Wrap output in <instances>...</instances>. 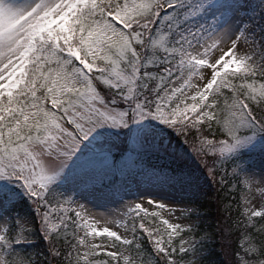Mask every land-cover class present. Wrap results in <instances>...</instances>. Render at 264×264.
I'll use <instances>...</instances> for the list:
<instances>
[{
  "label": "snow or ice",
  "instance_id": "6c2138e0",
  "mask_svg": "<svg viewBox=\"0 0 264 264\" xmlns=\"http://www.w3.org/2000/svg\"><path fill=\"white\" fill-rule=\"evenodd\" d=\"M0 264H264V0H0Z\"/></svg>",
  "mask_w": 264,
  "mask_h": 264
},
{
  "label": "trees",
  "instance_id": "16d2710c",
  "mask_svg": "<svg viewBox=\"0 0 264 264\" xmlns=\"http://www.w3.org/2000/svg\"><path fill=\"white\" fill-rule=\"evenodd\" d=\"M206 179V178H205Z\"/></svg>",
  "mask_w": 264,
  "mask_h": 264
}]
</instances>
